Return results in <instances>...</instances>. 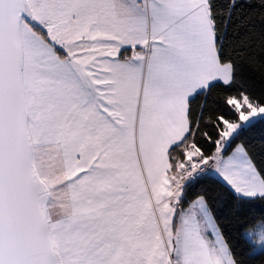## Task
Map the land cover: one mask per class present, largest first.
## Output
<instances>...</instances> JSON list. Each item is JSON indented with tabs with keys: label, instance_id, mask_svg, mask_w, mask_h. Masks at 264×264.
<instances>
[{
	"label": "snow or ice",
	"instance_id": "obj_1",
	"mask_svg": "<svg viewBox=\"0 0 264 264\" xmlns=\"http://www.w3.org/2000/svg\"><path fill=\"white\" fill-rule=\"evenodd\" d=\"M0 264H264V0H0Z\"/></svg>",
	"mask_w": 264,
	"mask_h": 264
}]
</instances>
